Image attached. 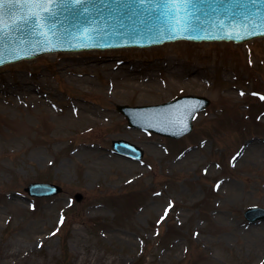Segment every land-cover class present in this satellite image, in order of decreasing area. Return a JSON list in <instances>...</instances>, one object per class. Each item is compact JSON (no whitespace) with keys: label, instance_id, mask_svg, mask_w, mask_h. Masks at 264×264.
I'll return each mask as SVG.
<instances>
[{"label":"rangeland","instance_id":"1","mask_svg":"<svg viewBox=\"0 0 264 264\" xmlns=\"http://www.w3.org/2000/svg\"><path fill=\"white\" fill-rule=\"evenodd\" d=\"M187 94L211 103L178 139L118 110ZM81 113L97 121L79 124ZM118 139L140 146L142 161L117 153ZM36 181L62 192L31 196ZM253 205L264 207V36L0 67V264H264V220L244 216Z\"/></svg>","mask_w":264,"mask_h":264},{"label":"water","instance_id":"2","mask_svg":"<svg viewBox=\"0 0 264 264\" xmlns=\"http://www.w3.org/2000/svg\"><path fill=\"white\" fill-rule=\"evenodd\" d=\"M262 34L264 0H0V65L57 50L148 46L180 37L245 40ZM209 103L187 96L134 110L120 105L119 110L133 126L180 137ZM144 109L149 121L134 114ZM114 147L128 155L142 153L125 141H114ZM27 191L52 195L62 187L36 182ZM246 216L251 222L263 220L264 208L251 207Z\"/></svg>","mask_w":264,"mask_h":264},{"label":"bare ground","instance_id":"3","mask_svg":"<svg viewBox=\"0 0 264 264\" xmlns=\"http://www.w3.org/2000/svg\"><path fill=\"white\" fill-rule=\"evenodd\" d=\"M113 64L114 63L112 62V63H106L104 65H113ZM116 77H118V75L115 74L113 76V78H116ZM76 82L79 83V82H82V81L81 80H78ZM31 100H32V102H35L36 101V98L35 99H31ZM97 115L102 116L106 120H107V117L110 116L109 113H106V112H103V111L98 112ZM78 119L79 120H82V121H80L79 124H81L82 122L89 123V122H96L97 121L96 118L87 116L86 114H83V113H81V118H78ZM65 121H72V122H74V115L71 114V113H68L66 115V117H65ZM99 124L100 125H106V124H108V122L101 121V122H99ZM19 135H22V132L20 130H19ZM16 137L19 138L18 136H16ZM14 255H15V251L14 250L11 251L10 248L6 247L5 250L3 251L2 257L5 258V259H8V258H10V257H12ZM122 260L123 259L121 257H119V258L115 257V258H112V259L104 260L103 262H104V264H114V263L119 264V263L122 262ZM92 264H102V263H98L97 261H94Z\"/></svg>","mask_w":264,"mask_h":264}]
</instances>
